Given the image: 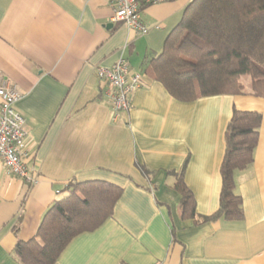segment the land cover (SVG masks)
I'll return each instance as SVG.
<instances>
[{"label":"crops","instance_id":"0c3cea01","mask_svg":"<svg viewBox=\"0 0 264 264\" xmlns=\"http://www.w3.org/2000/svg\"><path fill=\"white\" fill-rule=\"evenodd\" d=\"M191 1L145 6L148 32L141 35L112 23L104 0H0V75L22 93L15 109L37 178L27 186L0 163V264H18L16 243L34 237L71 184L90 181L121 189L113 215L75 237L55 264H264V99L182 103L148 76ZM119 58L141 76V87L114 118L95 69ZM233 108L262 116L253 162L235 173L243 218L183 220L180 198L168 194L173 174L184 169L197 216L217 210L223 131Z\"/></svg>","mask_w":264,"mask_h":264},{"label":"trees","instance_id":"16d2710c","mask_svg":"<svg viewBox=\"0 0 264 264\" xmlns=\"http://www.w3.org/2000/svg\"><path fill=\"white\" fill-rule=\"evenodd\" d=\"M148 76L178 102L192 103L213 96L251 95L264 99V0H192L148 67ZM250 79V88L240 80ZM262 116L232 109L223 131L217 210L195 213V200L184 181V169L174 173L170 196L180 198L181 219L195 223L243 218L235 173L253 162ZM121 196L115 185L75 183L44 214L36 234L18 241V264H55L71 241L98 229L113 215Z\"/></svg>","mask_w":264,"mask_h":264},{"label":"built area","instance_id":"2783aa9c","mask_svg":"<svg viewBox=\"0 0 264 264\" xmlns=\"http://www.w3.org/2000/svg\"><path fill=\"white\" fill-rule=\"evenodd\" d=\"M112 9V23H122L130 29L145 35L147 27L141 19V12L147 5L169 0H104ZM95 74L105 89L110 110L116 118L127 111L131 96L141 87V76L131 73L128 63L119 58L111 67H97ZM22 98L17 86L7 77L0 75V163L6 173L17 176L27 186H34L37 178L27 165L29 157L23 116L15 109Z\"/></svg>","mask_w":264,"mask_h":264},{"label":"rangeland","instance_id":"374dc122","mask_svg":"<svg viewBox=\"0 0 264 264\" xmlns=\"http://www.w3.org/2000/svg\"><path fill=\"white\" fill-rule=\"evenodd\" d=\"M240 82H241V84L244 85L245 88H248L247 86L250 83V79L248 77H243V78H241Z\"/></svg>","mask_w":264,"mask_h":264}]
</instances>
